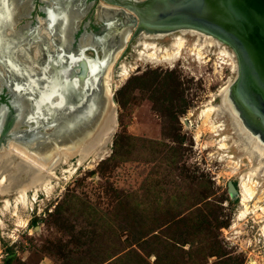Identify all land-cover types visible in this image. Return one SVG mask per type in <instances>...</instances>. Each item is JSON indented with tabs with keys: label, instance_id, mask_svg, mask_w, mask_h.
I'll list each match as a JSON object with an SVG mask.
<instances>
[{
	"label": "rangeland",
	"instance_id": "374dc122",
	"mask_svg": "<svg viewBox=\"0 0 264 264\" xmlns=\"http://www.w3.org/2000/svg\"><path fill=\"white\" fill-rule=\"evenodd\" d=\"M131 33L109 68L115 130L102 159L76 165L72 152L47 194L17 204L20 176L12 163L0 173V264H264V213L253 210L264 207V176L251 177L244 214L238 185L255 165L230 118L238 122L226 104L229 116L199 115L223 103L230 60L214 48L202 63L183 51L172 66L151 64L134 55L144 33ZM121 63L133 66L123 81Z\"/></svg>",
	"mask_w": 264,
	"mask_h": 264
},
{
	"label": "flooded vegetation",
	"instance_id": "af4514ba",
	"mask_svg": "<svg viewBox=\"0 0 264 264\" xmlns=\"http://www.w3.org/2000/svg\"><path fill=\"white\" fill-rule=\"evenodd\" d=\"M113 6L106 0H0V42L10 43L16 50L5 59L2 58L6 55L0 54V147L7 143L10 132L30 129L17 142L25 150L31 149L30 144L42 141L40 137L46 130H54L56 115L61 112L68 115L71 105L75 107L69 113L73 121H87L94 104L99 102L103 71L83 77L76 73L85 64L104 63L106 57L108 63L113 62L118 54L116 45L122 48L125 41L114 20ZM110 22L115 28L103 33V27ZM27 56L32 57L38 68L33 78L34 100L24 109L21 98L31 94L16 88L22 82L9 73V68L24 67ZM43 66L61 68L63 73H49L44 82L39 81V68ZM3 68L7 69L6 75ZM49 80H55L56 85L49 84ZM87 82L93 84L90 92Z\"/></svg>",
	"mask_w": 264,
	"mask_h": 264
},
{
	"label": "water",
	"instance_id": "95a60500",
	"mask_svg": "<svg viewBox=\"0 0 264 264\" xmlns=\"http://www.w3.org/2000/svg\"><path fill=\"white\" fill-rule=\"evenodd\" d=\"M106 1L116 8L114 20L121 29L123 42L126 41L125 37L131 32L133 36L141 32L149 34L162 28L185 26L206 30L229 45L235 56L236 73L233 84L227 85L225 99L230 107L231 115H234L239 127L249 133L251 137L252 135L256 137L259 143L264 145V0ZM114 28V23L110 22L103 27L102 32L106 33V31H111ZM120 46L119 44L116 45L117 52L120 51ZM12 50L10 43L0 42V54L6 55L2 59L10 57ZM13 51H16L15 48ZM25 60L27 64L24 67L9 68V73L12 72L22 82L16 88L19 89L20 87L21 92L25 93L27 91L31 94L29 97L21 98L24 109L30 107L34 100L32 95H34L35 79L33 78L38 68L32 57L27 56ZM111 64L112 62L108 63V57H106L104 63L85 64L83 67L80 66L79 73H76V75L83 77L85 74L94 76L97 72L103 71V86L102 90L99 88V92H101L99 102L94 104L87 121L85 123H82L79 119L73 121L69 113L75 110V107L71 105L68 108V115L61 112L55 116L56 121L53 124L54 130L52 132L43 134L44 136L40 137L42 141L31 143V149L25 150V153L30 157H36L35 159H38L46 170L54 167L58 160L56 154L64 151L66 146L69 145L71 151L78 149L83 136L94 127L97 118L102 113V109L106 108L110 116L107 127L111 128L105 131L102 140H109L113 135L112 124L115 126L114 103L111 95L105 92L104 88L105 78ZM39 69V81L43 82L49 73H54L53 75L63 73L61 68L56 67L43 66ZM3 70H5L4 74L6 75L7 69L3 68ZM48 83L56 85L55 80L53 82L49 80ZM87 89L90 92L93 89V84L87 82ZM88 100V104H90L92 102L91 98ZM47 117H49V114H47ZM68 124L69 127H67ZM29 131L30 129L10 132L11 137L5 145L0 147V150L7 151L10 143L20 147L21 145L17 142L18 137ZM74 134L76 135L72 143H68L71 135L74 136ZM65 138L67 140L63 141ZM65 150L67 151V148ZM39 152H44L43 156L39 155ZM70 154L73 153L70 152ZM20 180L25 183L21 178ZM235 188L232 184H227V191L230 195L236 193Z\"/></svg>",
	"mask_w": 264,
	"mask_h": 264
},
{
	"label": "bare ground",
	"instance_id": "6f19581e",
	"mask_svg": "<svg viewBox=\"0 0 264 264\" xmlns=\"http://www.w3.org/2000/svg\"><path fill=\"white\" fill-rule=\"evenodd\" d=\"M142 33H144L142 36L139 35L140 33L135 34L139 35L136 39L138 44L135 46L136 48H134V55L138 60L146 61L155 65L167 64L168 66H172L174 62H176L182 56L183 51H186L190 52V55L196 61L202 63V60L207 56L208 52L216 48L218 49V52L215 54L218 57L216 59L228 58L230 62L226 63V65H228L232 73H236V66H234L233 62V59L235 58L233 50H231V52L229 49H227V47H225L227 44L224 41L206 30L182 26L176 28H162L149 34L145 32ZM188 41L191 44L189 48H186V43ZM227 46L230 48L229 45ZM131 68H133L131 65H126L123 63L119 65L118 71L116 70V76L118 77L119 81H123L129 76ZM110 76L111 72L109 69L104 82L105 90L108 93L110 90ZM223 90L224 87L219 89L217 93V96L222 95L221 97L218 96L220 99L223 97V95L225 96ZM224 104L228 105L225 97H223V103L217 107L210 106L209 104L205 105L206 107L200 111L199 115L201 118L206 120L209 118L210 114H213L214 112H219L221 115L223 112L228 114V111H225ZM230 120L233 130L241 142V151L243 155L252 165H255L254 169L251 168L252 173L247 174L246 178H243L238 185L239 195L241 194V204L245 207L244 214H253V210L255 209L264 213V207L260 208L253 206V210L248 211L246 206V203L251 200L255 190V188L251 185L255 184L251 182V177H257L260 175L264 176V145L259 143L257 138L253 135L251 137L249 133H247L249 136L242 134V129H240L239 126H235L231 118ZM109 122L110 116L105 108L95 127L83 136V140L78 145V149H73L71 151L68 145L64 148V151H60V153L56 154V158L58 159L57 163H60L59 165L63 164L66 167H69L67 163L72 157L70 152H75L74 154H76V165H79L85 158H88L89 155L91 156L90 159L92 161L101 160L105 154V151H102V149L106 143H108V139L102 140V137L105 131L109 129V127H107ZM210 128H213V125L210 124ZM114 130L115 127H113L112 124V132H114ZM65 140L66 139H64V141ZM72 140H70L68 143L71 144ZM9 146L7 151L0 150V173H2L5 168L9 169V166L12 163L16 174L20 176V178H23V175H25V183L23 182L20 184L21 186L16 192L14 203L17 204L20 202V200L23 201L26 193L28 192H32L33 198L38 191H43L47 194V185L49 181L55 177L54 173L52 172L54 167L52 169L46 170L45 166L42 165V163H39L38 159H35L36 157L33 158L30 157V155H27L25 153V149H23L21 146L20 148L14 144H10ZM222 147L224 146L222 145ZM66 148L67 151L65 150ZM43 153L44 152H39L38 154L43 156ZM7 181L8 179L6 176L3 174L0 175V188L6 185ZM2 203L4 205L8 204L6 201H3ZM260 231V233L264 234V225L260 226Z\"/></svg>",
	"mask_w": 264,
	"mask_h": 264
}]
</instances>
